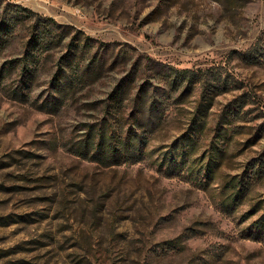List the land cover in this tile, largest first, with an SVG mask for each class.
Instances as JSON below:
<instances>
[{
	"label": "rangeland",
	"instance_id": "rangeland-1",
	"mask_svg": "<svg viewBox=\"0 0 264 264\" xmlns=\"http://www.w3.org/2000/svg\"><path fill=\"white\" fill-rule=\"evenodd\" d=\"M0 3V21L4 7L23 11L0 49V264H264V240L248 236L264 210L245 216L264 200V172L249 176L264 159V0ZM36 15L72 29L44 42L24 77ZM75 31L93 49L71 60ZM170 67L203 78L192 90L171 87ZM89 68L75 87L55 90L57 73ZM124 82L128 93L115 103L112 91ZM146 89L166 106L146 126L144 154L109 164L76 151L107 117L126 132ZM211 96L207 120L193 123ZM220 120L230 139L206 180L205 167L191 168L211 156ZM234 174L251 192L227 207L221 187Z\"/></svg>",
	"mask_w": 264,
	"mask_h": 264
},
{
	"label": "trees",
	"instance_id": "trees-1",
	"mask_svg": "<svg viewBox=\"0 0 264 264\" xmlns=\"http://www.w3.org/2000/svg\"><path fill=\"white\" fill-rule=\"evenodd\" d=\"M1 6V3H0ZM24 11L25 8L21 7ZM6 14L3 15L2 20L0 21V49L7 46L8 41L11 39L14 31L16 29V25L21 19L22 12L17 8H10L8 10L6 7L4 9ZM4 11V12H5ZM26 16L28 13H24ZM34 18V34L32 38L28 41L29 47L31 45L34 46L30 54H28L26 62L24 64L22 73L25 77L26 75L32 76L34 71L36 70L35 64L37 62L36 57L38 56L37 51L41 50V46L44 42L51 43L55 38H66L71 33L70 29H72L69 25H61L58 24L53 18L46 16H39ZM62 29H61V28ZM60 28V30H59ZM36 30L38 35L35 34ZM81 31H75L73 36L70 38V45L72 46L73 52H69L66 56L69 59L73 60V58L77 55L78 51H80L81 56L82 53H90L92 51L93 46L90 42L89 37H84ZM98 53V52H97ZM100 62V61H99ZM93 64V63H92ZM97 64V61H96ZM6 64L0 65V79L4 74V69ZM92 67V66H91ZM94 68V72L100 71L102 68L101 63L96 65ZM168 68V67H167ZM91 72V68L87 71L80 72L75 70H66L62 72V74L57 73L54 76V82H57V86L55 88L58 93H62L63 90L68 88H73L78 85L81 81L84 80L88 75L86 73ZM84 73V74H83ZM168 73V81L167 84H171V87L178 88L179 85H184V88L191 89L195 86L196 82L203 78L202 74L199 73L196 69H192L190 67L185 68H175L170 67L167 70ZM114 91H112V99L115 103H123L128 90L127 83L118 84ZM146 94L144 97H141V91L137 93V100L144 99L140 107H138V101L136 102V107L132 111V114L129 116L128 121L130 120L131 127L125 132L122 131L118 133L116 127H114L113 122L110 121V117H107L105 120L100 122V125L90 127L87 135L79 141V145L76 149L77 152L91 158H105L109 164L114 162V159L117 160H128L131 158H138L142 154H144L146 150V126L155 125L156 120L160 121L163 118V112L165 111L166 100L163 98L160 99L157 94L151 93L148 94L149 91L146 89ZM59 97V96H58ZM55 97V98H58ZM214 96H211L210 99H206L205 106L204 102H200L197 105L196 116L193 118V123L199 124L198 120H203L204 122L208 118L209 106L212 104ZM163 111L161 113V110ZM148 112V120L144 121L145 116ZM162 115H161V114ZM225 119H228V116H224ZM220 124L217 127V132L213 134V151L210 154L211 156L206 159L200 161V163H195L191 169H198V172L205 167L206 172V180L207 179H215V170L221 166L225 156V149L221 147V144L230 139V127L228 120H220ZM190 137H192L190 135ZM138 156V157H137ZM264 159L262 161L255 162L252 166L251 171L252 174H249L251 180L258 178L261 176L262 172H264ZM191 171V170H190ZM250 181H245V175L239 176L238 174H234L231 176V179L223 182L222 185V193L221 199L224 205L227 207H232L237 201L242 200L243 197L247 196L249 192H251ZM264 200L259 199L255 205L249 210L245 216H249L254 214L255 212L264 210ZM252 227L254 230L249 232L248 236L256 237L264 240V211L260 214V216L254 220H252ZM173 241V240H172Z\"/></svg>",
	"mask_w": 264,
	"mask_h": 264
}]
</instances>
